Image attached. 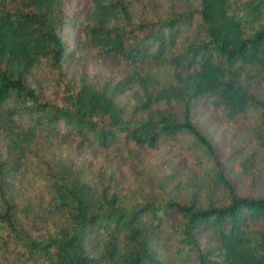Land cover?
Masks as SVG:
<instances>
[{
  "label": "trees",
  "instance_id": "16d2710c",
  "mask_svg": "<svg viewBox=\"0 0 264 264\" xmlns=\"http://www.w3.org/2000/svg\"><path fill=\"white\" fill-rule=\"evenodd\" d=\"M0 264H264V0H0Z\"/></svg>",
  "mask_w": 264,
  "mask_h": 264
}]
</instances>
